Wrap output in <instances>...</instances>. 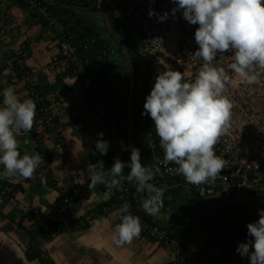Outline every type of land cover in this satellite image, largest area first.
<instances>
[{
    "label": "clouds",
    "instance_id": "9594fccd",
    "mask_svg": "<svg viewBox=\"0 0 264 264\" xmlns=\"http://www.w3.org/2000/svg\"><path fill=\"white\" fill-rule=\"evenodd\" d=\"M174 15L182 10L183 18L198 25L194 40L198 45L192 54L203 61L192 81H185L181 71L171 68L158 72L146 96L141 115L150 116L156 135L164 151V163L177 165V173L188 184L215 182L224 169L225 161L214 152L219 137L224 134L231 119L232 101L222 92L229 80L223 68L212 66L216 54L230 49L232 63L228 68L248 84L258 82L256 74H249L252 66L264 68V0H173ZM149 11V16L153 15ZM168 13L158 16L163 21ZM0 106V177L30 179L43 163L38 153L21 155L17 136L30 132L36 116V103L30 98L19 99L14 88L3 89ZM96 151L106 155L109 142L98 133ZM130 160L114 163L105 171L103 161L99 168L91 167L88 188L97 185L121 190L124 182H133L136 191L147 193L141 207L147 215L156 216L164 203L167 187H157L151 181L160 174L159 167L141 163L140 150L129 146ZM125 168L128 174L123 173ZM258 220L246 225L247 239L239 243L236 252L247 258L249 264H264V209H258ZM120 222L115 225L112 240L117 245L130 244L141 233L138 216L131 214L130 205L122 204L114 213ZM99 224V221L95 222Z\"/></svg>",
    "mask_w": 264,
    "mask_h": 264
},
{
    "label": "built area",
    "instance_id": "2783aa9c",
    "mask_svg": "<svg viewBox=\"0 0 264 264\" xmlns=\"http://www.w3.org/2000/svg\"><path fill=\"white\" fill-rule=\"evenodd\" d=\"M75 1L85 3L92 10H103L109 13L116 24L134 40L137 62V76L134 80L137 89L134 93V102L137 108V121L134 122L131 136L137 148L144 153L145 166L160 168V174L156 175L151 182L157 187L166 186L165 193L169 192L175 198L217 199L214 209L228 207L231 203L228 199L239 195L264 197V68L254 64L249 74H256L258 82L248 84L228 68V65L233 62L231 49L226 53L216 54L212 66L223 68L229 77V80L225 81L222 95L227 96L233 103L228 129L214 146L215 154L225 161V166L215 182L210 181L200 185L188 184L184 177L177 173V165L171 162L164 163V151L156 135L154 123L150 116L141 115V113L144 111L145 98L150 93L158 72L168 68L181 71L185 81L194 80L198 74L203 61L192 56L198 48L194 40V31L198 25L189 24L183 18L182 10H177L173 15L171 9L176 7L173 0ZM149 11L154 14L149 16ZM164 13H168V16L161 21L158 16ZM6 17L12 19L9 11ZM18 17H24V12H19ZM11 27V24L4 25L0 21V40L8 38ZM43 34L54 39L57 53L63 57L56 58L57 53L52 57L50 65L56 74L64 69L67 60H75V45L72 40L65 39L62 35L56 36L50 27L45 28ZM21 45L25 47L24 44ZM24 47L14 48L15 55H26ZM107 51L111 61L119 65L118 52L113 43L108 45ZM36 79L37 76L34 75L32 80ZM50 119V117L46 119L48 127L52 126ZM40 128L43 129L41 126ZM109 129L112 137L109 149L112 151V156L110 165L107 167L104 165L105 171L113 165L114 157L122 161L124 156V145L119 138L120 131L112 120L109 122ZM102 132L106 134L105 128ZM56 139L61 147V137L58 136ZM103 140L108 141V139ZM119 199L121 204L126 202L130 205L131 214L134 215L127 187H122ZM173 205V202H170L162 208H172ZM114 210H117L116 204L103 207L95 215L108 218V214ZM86 219L90 221L91 216L87 215ZM141 227L148 234L164 239L165 243L174 241L166 237L163 230L156 227H147L143 223ZM193 230L197 232L196 227ZM190 231L189 227L185 229L186 233ZM239 243H241L239 240L229 243L226 237L222 236L221 239L215 240L214 244L206 246L200 256L194 255L191 260L194 264H245L246 257L241 258L236 252ZM173 251L174 255L178 254L181 257L182 252Z\"/></svg>",
    "mask_w": 264,
    "mask_h": 264
},
{
    "label": "trees",
    "instance_id": "16d2710c",
    "mask_svg": "<svg viewBox=\"0 0 264 264\" xmlns=\"http://www.w3.org/2000/svg\"><path fill=\"white\" fill-rule=\"evenodd\" d=\"M13 5H17L20 8L28 11L29 15L35 17L40 24L42 30L50 27L52 32L58 35H62L65 39L72 40L75 45V60H67V65L63 70L55 74L52 82L45 81L43 75L33 71L29 66L24 64L26 56L29 54L27 45L25 43L26 55L16 56L14 50L9 51L2 62H0V69L8 68L9 72L6 74V80L8 83H14L17 81H23L24 87L28 90L30 99L36 103V116L35 119L38 124L43 128L44 132L51 133L57 127L59 118L56 114H53L49 109L51 104L59 102L61 100L62 92L69 89L67 83H65V77H74L77 84L83 92L84 100L87 104L99 103L102 113L100 120L97 124L98 133H103L102 129L105 128L106 134L103 133L102 139H108L111 143V131L109 129L110 120L113 121L116 128L120 131V140L124 145V156L122 162L130 160V148L128 145L127 124L122 120L123 109L120 103L118 85L122 80V73L119 65H116L111 61L108 55V45L113 43L118 52V61H126L116 41L112 35L105 28L107 34L112 39L109 42L104 33L95 28L92 24L85 21V16L75 12L74 10L64 7L62 3L75 6L81 9L91 10L85 5V3H78L75 0H9ZM109 22L114 27L118 36L122 39L127 52L129 53L134 67V80L137 76V62L135 59V43L132 37L121 29L114 18L108 13ZM56 58L62 59V55L57 53ZM21 60V62H19ZM36 75L37 79L32 80V77ZM6 84H0V92L6 88ZM137 89L136 82L134 81V87L132 92V109L133 118L136 123V104L134 102V93ZM3 100L2 94L0 95V101ZM50 117L52 126L47 125L46 119ZM83 117L79 116L70 119L68 122L63 123L64 126L70 125L75 121H78ZM30 136L36 137L37 133L32 130L29 135H25L24 148L28 154L38 153L43 155L47 162L51 160V152L44 148L42 145L31 147L29 143ZM101 139V137H97ZM135 147L137 148V144ZM110 147V146H109ZM18 151L21 153L20 147ZM25 152V153H26ZM24 153V154H25ZM21 155H23L21 153ZM112 151L108 149L106 155H101L96 151L95 143L92 145L88 152L89 161L95 168H99V162L103 161V164L107 167L110 165V157ZM47 165H41L36 170V178L34 187L31 189L33 194L39 196L40 202L47 204L43 199L44 188L42 187L41 178L45 171V185L53 188L58 192L55 204L56 206H71L78 203L79 200L85 198L88 190L82 185H73L67 189H63L58 186L54 181L49 179V171L46 168ZM125 176L128 174V169L125 168L123 173ZM89 183V182H88ZM123 186L127 187L130 192V199L132 201L133 213L138 216L140 223L145 224L147 227H156L165 232L166 237L171 238L172 242L165 243L164 239H158L147 233L145 229L141 227L140 236L147 237L151 240H156L162 245L171 246L172 250L182 252V256L179 257L178 264L183 261V256H187L185 246L193 235L202 236L203 240L196 250L191 254V259L194 255H201L206 246L214 244L215 240H219L222 236L226 237L227 241L239 240V242H245L250 237L247 236L246 225L248 223L258 220V212L254 208L252 202L238 201L229 203L228 207H222L214 209L211 207L204 213L198 214L193 218L180 222L171 226H162L154 216L147 215L140 202V193L136 191V185L124 182ZM88 187V184L87 186ZM25 188L21 182L13 183L6 179L0 178V196L4 201L14 199L16 192H23ZM93 190V189H89ZM94 190H109L104 185H97ZM112 197L109 201H105L97 205L93 210L87 211L84 215L79 216L76 219L65 222L63 220L47 218L38 208L28 207L26 209H17L19 214L16 219L11 218L2 212L0 208V219L9 218L14 224L17 231H24L28 236V246L24 250L23 254L27 261L36 260L39 264H55L54 259L50 254L42 249L44 241L50 239L52 236L63 231H74L76 229H82L90 225L94 221L95 213L102 210L103 207L117 205V209L122 205L119 199L120 190L112 189ZM175 196L171 193L164 194L163 206L175 201ZM205 205L202 204L199 208ZM198 208V209H199ZM197 209H190L189 213L195 212ZM188 214V213H187ZM181 217H184L185 215ZM90 215L91 220H87L86 216ZM26 219L31 220L30 225H26L24 221ZM119 220V218H118ZM120 222V220H119ZM167 223V222H166ZM191 228L190 233H186V228ZM197 228V232L193 228ZM177 244V245H176ZM187 258V257H185ZM245 264H249V260L245 258Z\"/></svg>",
    "mask_w": 264,
    "mask_h": 264
},
{
    "label": "crops",
    "instance_id": "0c3cea01",
    "mask_svg": "<svg viewBox=\"0 0 264 264\" xmlns=\"http://www.w3.org/2000/svg\"><path fill=\"white\" fill-rule=\"evenodd\" d=\"M21 11L27 12L17 5L10 9L13 18ZM15 21H17L16 23L19 22V25L14 30V34L17 33L14 47L27 37L31 39L36 35V31L39 29L37 25L30 26L22 21H18V19ZM11 25L10 35L13 32L12 28H14V21ZM48 39L47 36L40 38L39 43L32 42L33 46L26 56L24 64L29 66L33 71L43 75L45 81L52 82L55 77V71L48 62L50 58L57 53V49L54 50L53 56L49 57L44 55L46 50L52 48L50 47L51 44L47 43ZM42 43L46 45L43 47ZM47 46H49L48 49ZM36 47H38V51L37 49L34 50ZM8 72L9 71L6 70V74ZM64 81L69 86V89L63 91L61 100L52 103L49 108L53 114L58 116L60 124L57 125L54 131L45 134L39 129L37 124L35 125V123H33L32 130L37 133V136H30L29 143L31 147L42 145L51 152V160L49 162L41 155L44 161L41 165H47L46 168L49 171L50 180L54 181L63 189L80 184L88 190V193L85 198H82L74 205L56 206L55 201L58 192L45 185L46 170H44L41 182L44 188L43 199L47 204H43L40 202L39 196L33 194L31 191L34 187L36 172L28 180L16 177H0L13 183L21 182L25 188L23 192H16L12 200L4 201L0 198V201L2 200V202H0L2 212L10 215L12 218L14 214V219H16L19 214L17 209L34 207L38 208L47 218L68 222L84 215L89 210L95 209L98 204L109 201L112 197L113 192L110 190L96 191L93 189L89 191V188L86 187L89 182L88 177L90 168L94 167L89 161L88 152L96 142L98 136L97 124L102 113L101 107L97 102L90 105L85 102L83 92L74 77H65ZM12 85H14V90L19 99L23 100L30 98L29 92L24 87L22 81L14 82ZM2 92L3 91L0 92V95ZM79 116L83 118L70 125H63V123L68 122L70 119ZM25 135H29V132H21L16 137L18 147H20L22 154L26 152L23 144V137ZM58 136L62 139L61 147L58 145L56 139ZM138 149L140 150L141 163L145 166L144 153L140 148ZM2 171L3 166L0 165V172ZM145 195L147 197V193H145ZM196 199H203L204 202L196 203ZM208 201L209 200L204 198L190 197L188 204L184 206H178L177 208H174V206L172 208H161L159 214L154 216V218L159 222L169 223L181 218L184 214H189L190 209L198 210L202 204H206ZM212 207L215 208V205ZM114 213L115 210L111 211L108 214V218L95 216L94 221L85 228L59 232L50 239L44 241L42 249L52 256L55 264H178L179 255H174L171 246H164L158 241L151 240L147 237L139 235V237L134 238L130 244H115L112 240V236L114 234L115 225L119 223V220ZM5 219L9 220V218ZM1 220L4 219H0V227ZM96 221H99V224H96ZM24 223L28 226L31 224V220L26 219ZM192 237L185 246L187 253L189 250L193 253L201 244L200 238H203L198 235H193ZM196 238L200 239L199 243L195 244L192 249H189L193 244L192 240H196ZM4 246L7 247L6 251L4 250L5 248H3ZM27 246V234L24 231H16L14 224V236L11 234L0 235V251H5L4 253L7 254L5 256L6 263L4 264H39L36 260L27 261L25 259L23 252Z\"/></svg>",
    "mask_w": 264,
    "mask_h": 264
},
{
    "label": "rangeland",
    "instance_id": "374dc122",
    "mask_svg": "<svg viewBox=\"0 0 264 264\" xmlns=\"http://www.w3.org/2000/svg\"><path fill=\"white\" fill-rule=\"evenodd\" d=\"M13 6H15V5H13L9 0H0V21L4 25H10L14 21V28H12L13 29L12 34L11 35L9 34L8 38L6 40H0V60L3 58L0 62H2L5 58V55H7L9 53V51L14 50L15 47H20L21 44L25 45V43H26L28 48L27 47H25V48H27L28 51H30L31 47L33 46L32 42H38L39 43L40 38L47 37V36L43 35V30H42L40 24L37 22L36 18L30 16L28 11L26 13L24 12V17H21V18L18 17V15H15L14 18L11 15L12 19H10L9 17H6L7 12L8 11L10 12V9H12ZM16 19H18V21H22L23 23L29 24L30 26L37 25V28L39 26V29L36 31L37 32L36 35L33 36L31 39H28V37H27L20 44L15 45V47H14L15 37H17V33L14 34V30L19 25V22L16 23L17 22V21H15ZM84 19L86 22L92 24L95 28L101 30L104 33L107 40L109 42H112V39L109 37V35L107 34V32L104 28L105 27L104 20L101 16L86 15ZM10 33H11V30H10ZM48 38L49 39H48L47 43L51 44L50 47H52V48L49 50H46L47 52L45 51L44 55L50 57V56H53V52H54V50L57 49V45H56L53 38H51L50 36H48ZM44 43H42L43 47L46 45ZM53 46H55V47H53ZM48 47L49 46H47V49H48ZM37 48L38 47H36L34 50H36ZM37 51H38V49H37ZM51 58L48 62L49 64H51ZM0 67H1V64H0ZM4 69H0V84L1 83L6 84L7 85L6 87L11 86L14 88V85H12L14 83H8V80H6V70L9 71L8 68H4ZM120 69H121V73H122L123 77H122V80L119 82L118 91H119L120 104H121L122 109H123L122 120L124 122H126V124H127L129 121L128 107H127V96H128V89H129V68H128V64L126 61L125 62L120 61ZM0 106H2V101H0ZM34 123H35V125L37 124L39 129L41 130L40 125L38 124V121L34 120ZM0 198H2V197L0 196ZM2 200H3V198H2ZM2 200L0 202H2ZM188 201H189V198H187V197H180V198L177 197V198H175L173 206H174V208H177L178 206H184L185 204H188ZM195 202L200 203V202H204V200L203 199H196ZM251 204H253V206L256 210L264 209V202H252ZM13 217H14V214H13ZM4 234H11L14 236V223L11 220H8V219L1 220L0 235H4ZM199 237H201V236H199ZM200 239H201V241L203 240V238H200ZM200 239H197V238H196V240L191 239L193 244L190 246L189 249H192L195 246V244H198ZM3 248H5L4 250L6 251L7 247L4 246ZM4 252L0 251V264L6 263L5 256L7 254ZM191 254H192V252L189 250L187 256H183V258H182L183 261L181 264H194L191 260ZM185 257H187V258H185Z\"/></svg>",
    "mask_w": 264,
    "mask_h": 264
},
{
    "label": "water",
    "instance_id": "95a60500",
    "mask_svg": "<svg viewBox=\"0 0 264 264\" xmlns=\"http://www.w3.org/2000/svg\"><path fill=\"white\" fill-rule=\"evenodd\" d=\"M49 1V0H46ZM64 7L70 8L74 10L75 12L82 14V15H93V16H101L104 20V25L107 28L108 32L112 35L113 39L116 41L118 47L121 50V53L123 54L129 68V89H128V96H127V107H128V112H129V121L127 123V134H128V145L135 147L133 139L131 137V130L134 125V118H133V109H132V92H133V87H134V67H133V61L127 52L125 45L122 41V39L118 36L117 32L115 31L114 27L112 24L109 22V15L107 12L103 10H86V9H81L75 6H70L67 4L62 3ZM130 148V147H129ZM131 150V148H130ZM146 198L145 193H140V202L142 203V200ZM238 201H248V202H264V197H258V196H249V195H239L235 196L233 198L228 199V202H238ZM216 202H218L217 199H212L208 201L203 207L200 209L196 210L193 213H189L188 215L181 217L177 220L171 221L169 223H162L159 222L160 225L162 226H171L178 224L183 221H187L194 216L204 213L208 209H210ZM144 211V210H143Z\"/></svg>",
    "mask_w": 264,
    "mask_h": 264
},
{
    "label": "bare ground",
    "instance_id": "6f19581e",
    "mask_svg": "<svg viewBox=\"0 0 264 264\" xmlns=\"http://www.w3.org/2000/svg\"><path fill=\"white\" fill-rule=\"evenodd\" d=\"M20 47H24V46L20 45ZM128 116H129V112H128ZM132 128H133V127H132ZM131 131H132V130H131ZM131 137H132V136H131ZM133 142H134V140H133ZM134 145H135V143H134ZM211 200H212V199H211ZM209 201H210V200H209ZM216 203H217V202H216ZM216 203H215V204H216ZM215 204H214V205H215Z\"/></svg>",
    "mask_w": 264,
    "mask_h": 264
}]
</instances>
